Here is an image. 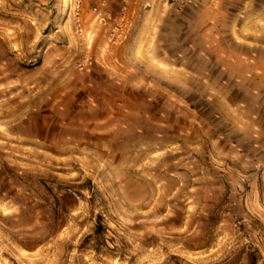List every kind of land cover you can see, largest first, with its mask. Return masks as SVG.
<instances>
[{
  "label": "rangeland",
  "instance_id": "obj_1",
  "mask_svg": "<svg viewBox=\"0 0 264 264\" xmlns=\"http://www.w3.org/2000/svg\"><path fill=\"white\" fill-rule=\"evenodd\" d=\"M81 3L0 0V264H264V0L197 10L179 67Z\"/></svg>",
  "mask_w": 264,
  "mask_h": 264
},
{
  "label": "crops",
  "instance_id": "obj_2",
  "mask_svg": "<svg viewBox=\"0 0 264 264\" xmlns=\"http://www.w3.org/2000/svg\"><path fill=\"white\" fill-rule=\"evenodd\" d=\"M216 3H225V0H193L181 12H174L165 5V0H82L80 16L83 20H99L96 21L97 35L112 33L117 39L118 43L111 45L108 51L112 54L108 59L122 65L138 58L154 59L179 67L182 64L177 62L185 57L171 56L169 52L194 50V42L187 40L195 32L189 28L190 24L198 16L197 10L204 13L208 5ZM183 36L186 39L183 40Z\"/></svg>",
  "mask_w": 264,
  "mask_h": 264
},
{
  "label": "built area",
  "instance_id": "obj_3",
  "mask_svg": "<svg viewBox=\"0 0 264 264\" xmlns=\"http://www.w3.org/2000/svg\"><path fill=\"white\" fill-rule=\"evenodd\" d=\"M193 0H165V5L169 9L179 10ZM103 21V19H101Z\"/></svg>",
  "mask_w": 264,
  "mask_h": 264
}]
</instances>
